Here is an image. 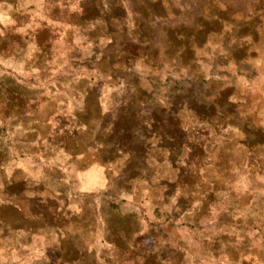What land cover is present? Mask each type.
<instances>
[{
  "label": "rangeland",
  "instance_id": "374dc122",
  "mask_svg": "<svg viewBox=\"0 0 264 264\" xmlns=\"http://www.w3.org/2000/svg\"><path fill=\"white\" fill-rule=\"evenodd\" d=\"M56 1L0 0V218H67L53 264H264V0Z\"/></svg>",
  "mask_w": 264,
  "mask_h": 264
},
{
  "label": "crops",
  "instance_id": "0c3cea01",
  "mask_svg": "<svg viewBox=\"0 0 264 264\" xmlns=\"http://www.w3.org/2000/svg\"><path fill=\"white\" fill-rule=\"evenodd\" d=\"M67 201H68V199H67ZM0 205L2 206V204H0ZM5 206L7 207V205H5ZM8 207L10 208L12 206H8ZM13 208L20 211L19 212L20 215H18L19 223L27 222L29 220L28 216L22 214L21 208H16V207H13ZM34 218L38 222V230L29 228L26 226L22 227V225H19L18 227H14L11 222H8V221L5 222L4 220H2L0 218L1 219L0 220L1 221L0 226L5 225V226H8L9 228H15L17 231H19L18 233H24V231H26L25 240L20 239L21 241L16 242V246L11 245V244H7V245L5 244L4 246H6L5 248H7V251H8V249L12 250L15 248H20V249L22 248L23 250H26L27 251L26 254L31 256L30 261H28L29 263L32 262L35 264H53V260L49 257L50 256L49 254H51V250L49 252L48 249L46 250L44 247L39 246V243H36V242L33 243L34 238H36V237L40 238L41 237V234L38 233L39 232V226H41V232H42L45 228H49V226L51 224H54L55 227L61 232L60 237H59V241H61L62 238L64 239L65 237L69 238L71 235L75 236L76 234H74V233L72 234V232L74 230H77V232H78V229H74L76 227L74 225L73 230L69 229L68 230L69 232H65L64 234H62L61 229H63L64 227H60L58 224L59 223H64V224L67 223L68 219L67 218L62 219V217H60L59 215H55L53 212H47V213L42 212V214L39 213L38 215H35ZM68 248H69V250H73V251L76 250V246L72 245V244L69 245ZM14 264H16V263H14Z\"/></svg>",
  "mask_w": 264,
  "mask_h": 264
},
{
  "label": "trees",
  "instance_id": "16d2710c",
  "mask_svg": "<svg viewBox=\"0 0 264 264\" xmlns=\"http://www.w3.org/2000/svg\"><path fill=\"white\" fill-rule=\"evenodd\" d=\"M56 5L59 8L61 7L63 12L69 14V16L71 18L70 19L71 23L88 14V9H87L86 3H82L80 0L75 1L73 3H61L60 1H56ZM13 106L19 108L20 104H19V102L13 103ZM59 118H61V117H59ZM75 119H76V116L73 115L72 120H75ZM69 131L68 132L71 133V136H73V137H75V136H77V134H79L78 133L79 128H78V124L76 123V121H74V124L71 123V128L69 129ZM0 140H1V138H0ZM5 152L8 154V150H3V148L0 147V163H2L4 161L3 158L5 155Z\"/></svg>",
  "mask_w": 264,
  "mask_h": 264
}]
</instances>
